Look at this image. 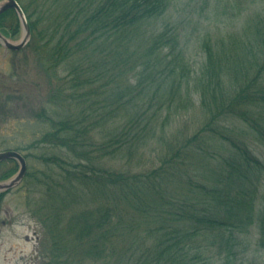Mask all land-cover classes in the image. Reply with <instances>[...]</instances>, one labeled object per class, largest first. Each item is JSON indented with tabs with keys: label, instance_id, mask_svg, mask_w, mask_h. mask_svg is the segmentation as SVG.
<instances>
[{
	"label": "trees",
	"instance_id": "trees-1",
	"mask_svg": "<svg viewBox=\"0 0 264 264\" xmlns=\"http://www.w3.org/2000/svg\"><path fill=\"white\" fill-rule=\"evenodd\" d=\"M17 1L40 36L31 47L41 65L67 72L32 116L38 137L16 148H40L59 169L60 181H45L54 208L39 210L53 264L66 253L68 264H232L264 249V8L241 33L201 37L194 68L180 28L158 31L174 0ZM0 30L20 33L14 10L0 14ZM198 101L200 126L185 119L168 135L172 114L191 117ZM154 140V168L106 166L136 160ZM5 163L2 180L17 171Z\"/></svg>",
	"mask_w": 264,
	"mask_h": 264
},
{
	"label": "rangeland",
	"instance_id": "rangeland-1",
	"mask_svg": "<svg viewBox=\"0 0 264 264\" xmlns=\"http://www.w3.org/2000/svg\"><path fill=\"white\" fill-rule=\"evenodd\" d=\"M263 8L264 4L260 0H174L167 14L159 21L158 31L165 26L180 28L179 31L181 30L184 38L182 42L187 49L190 62L194 68H198L204 61L200 50L201 37L208 34L212 36L213 41H216L224 37L229 30L241 33L248 24H251L252 17L262 13ZM41 29L42 27L39 30ZM22 33L21 28L16 37L8 36V38L17 42L21 39ZM35 38L39 39L34 41L31 39L21 51L0 47V106H8L4 110L7 114L0 109V151L31 146L43 129L42 124L32 116L36 115V108L48 105L53 85L57 82L60 84V79L67 74L63 68L53 73L41 65L39 55L33 46L31 47L33 43L40 41V36ZM9 100H12L11 103H8ZM197 106L190 114L191 117L184 115L178 117V114H172L168 135L171 136L178 129L183 128L185 119L191 121L192 130L199 127L203 121L199 101ZM93 135L96 140L100 139L99 142L102 140L101 130L100 133L98 129L93 131ZM155 147H158L156 140L151 142L145 149V154L136 160L106 158L105 164L116 170L145 172L157 164L159 152L155 151ZM256 151L264 159L263 149ZM42 152L40 148L23 151V154L28 156V173L20 185L5 193L0 202V264H53L54 262L53 243L51 240L48 241L44 218L39 210L42 206L49 211L54 208L47 190V187L53 185L46 183V180H48L47 176L52 174L54 179L60 181V176L59 169H50L51 172L39 159ZM49 153L52 154L53 151ZM69 159L73 158L69 157ZM11 166V163L0 165V182L4 181L1 177L11 169ZM18 170L17 163L16 173ZM77 188V193L82 197V188ZM260 193H264V186L261 187ZM76 198V195L70 197L80 201ZM58 207L61 208L63 205L58 203ZM79 208L81 206L73 204L68 208L67 213L72 214ZM251 237L256 240L257 232L254 231ZM251 243L254 244L253 241ZM246 255L249 257L246 256L243 261L232 264H264V249L257 253L250 250ZM66 257L67 253L58 264H68ZM74 264L80 263L76 261ZM82 264L101 263L83 261ZM220 264L225 263L222 260Z\"/></svg>",
	"mask_w": 264,
	"mask_h": 264
},
{
	"label": "water",
	"instance_id": "water-1",
	"mask_svg": "<svg viewBox=\"0 0 264 264\" xmlns=\"http://www.w3.org/2000/svg\"><path fill=\"white\" fill-rule=\"evenodd\" d=\"M11 9L17 13L23 31L22 37L19 41L15 42L6 37L0 30V44L6 49L21 51L30 42L32 38V29L24 9L17 0H0V14ZM8 160L16 161L19 164V170L10 179L0 182V193L8 192L20 185L28 172L27 159L20 152L13 150L1 151L0 164Z\"/></svg>",
	"mask_w": 264,
	"mask_h": 264
},
{
	"label": "flooded vegetation",
	"instance_id": "flooded-vegetation-1",
	"mask_svg": "<svg viewBox=\"0 0 264 264\" xmlns=\"http://www.w3.org/2000/svg\"><path fill=\"white\" fill-rule=\"evenodd\" d=\"M2 200V199H1ZM37 240H38V236H37Z\"/></svg>",
	"mask_w": 264,
	"mask_h": 264
}]
</instances>
